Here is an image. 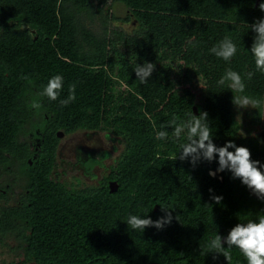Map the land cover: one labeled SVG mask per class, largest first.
Segmentation results:
<instances>
[{"label": "trees", "instance_id": "16d2710c", "mask_svg": "<svg viewBox=\"0 0 264 264\" xmlns=\"http://www.w3.org/2000/svg\"><path fill=\"white\" fill-rule=\"evenodd\" d=\"M125 1L148 10L176 9L232 21L264 18L259 9L264 0ZM91 4L0 0V243L12 251L21 249L18 260L1 263L247 264L236 248L228 262L222 254L207 253L210 238L226 237L236 224L258 221L264 214V201L230 172L209 175L218 160L193 167L188 160H174L177 153L135 150L128 142L95 183L52 177L59 133L93 129L99 122L106 31H86L90 44L81 59L77 46L78 7ZM55 75L63 77L61 95L56 101L42 98L37 114L29 107L31 96ZM72 84L76 99L62 106ZM177 98L192 110L191 97ZM251 159L264 165V142ZM99 161L98 156L83 160L85 171ZM20 174L24 181L16 195ZM212 196L223 199L217 204ZM161 207L170 208L173 216L162 229L128 227L131 215L161 218ZM9 239L16 245L10 246ZM222 245L227 247L223 240Z\"/></svg>", "mask_w": 264, "mask_h": 264}, {"label": "rangeland", "instance_id": "374dc122", "mask_svg": "<svg viewBox=\"0 0 264 264\" xmlns=\"http://www.w3.org/2000/svg\"><path fill=\"white\" fill-rule=\"evenodd\" d=\"M78 14L79 59L90 44L86 31H106L105 56L100 65L103 100L96 128L60 133L53 178L95 183L116 162L128 142L135 150L159 149L179 154L180 145L187 142L186 135L174 137L169 122L174 116L179 118L178 123L187 121L201 112L208 114L207 123L218 147L232 141L247 147L251 156L257 154L259 143L264 141V73L256 69L250 53L255 36L250 25L255 22L176 9L148 10L128 5L125 0H92L90 6H79ZM226 36L237 46L229 62L210 52ZM33 48L45 57L42 49ZM145 62L153 63L155 70L148 82L141 84L134 69ZM229 68L243 78V95L261 100L257 109H238L232 103L233 95L238 93L227 84L218 85ZM249 72L253 73L251 79L246 75ZM178 95L184 100L191 97L192 110ZM158 131L169 135L164 140L157 139ZM89 156H98L100 161L88 172L82 161ZM23 179V175L17 176L16 195ZM8 243L16 245L14 240ZM17 252L21 253V249L12 251L0 243V264L1 260H18Z\"/></svg>", "mask_w": 264, "mask_h": 264}, {"label": "clouds", "instance_id": "9594fccd", "mask_svg": "<svg viewBox=\"0 0 264 264\" xmlns=\"http://www.w3.org/2000/svg\"><path fill=\"white\" fill-rule=\"evenodd\" d=\"M259 9L264 12V2L259 4ZM251 30L255 33L250 53L254 58L256 69L264 73V18L258 19L250 25ZM2 30V29H0ZM218 58L226 62L232 60L237 53V46L230 37H224L218 45L210 49ZM155 70L153 63L145 62L142 66L137 65L134 69L137 79L141 84L148 82L151 74ZM248 79L252 78L253 73L246 74ZM29 85L33 84L30 77H22ZM232 92L238 93L233 95L232 103L238 108H258L261 100L243 95L245 92V83L241 75L231 68L226 70L224 75L218 81V85H225ZM76 85L69 86V95L67 99L61 100L62 106H67L70 102L75 101ZM63 90V77L55 75L50 78L42 90L32 94L29 101V107L36 109L37 114L42 108L41 99L47 98L49 101H56ZM178 117H173L168 126L173 128L172 135L179 138L182 133L186 135V143L181 144V151L177 158L181 161L188 160L193 167L201 161L213 162L218 157V167L216 170L209 171V175L215 177L217 173L228 171L232 174L233 179H239L241 183L247 186L261 201H264V165L259 161L251 159V152L247 147L237 146L234 142L228 141L223 146L218 147L213 142V136L208 121V114L201 112L199 116L192 115L187 121H178ZM167 131H158L156 138L164 140L168 137ZM234 149V151H229ZM250 191V192H251ZM211 192V189H210ZM252 193V194H253ZM212 199L218 204L223 199L221 196H212ZM165 213L164 216L153 221L149 218H140L136 215L129 216L127 225L133 230L144 232L148 227L162 229L165 225L170 224L173 216L170 208L161 207ZM177 219V217H176ZM222 240L227 247L222 245ZM236 248L243 255L247 264H264V214L259 215L258 221H249L247 223L236 224L227 234L222 237L216 234L210 238L206 245L207 253L222 254L227 262L230 261V251Z\"/></svg>", "mask_w": 264, "mask_h": 264}, {"label": "water", "instance_id": "95a60500", "mask_svg": "<svg viewBox=\"0 0 264 264\" xmlns=\"http://www.w3.org/2000/svg\"><path fill=\"white\" fill-rule=\"evenodd\" d=\"M60 133H62V132H60ZM59 133V134H60ZM250 190V189H249ZM251 191V190H250ZM251 193H253L252 191H251ZM254 194V193H253ZM255 195V194H254ZM147 264H160V263H158V262H148Z\"/></svg>", "mask_w": 264, "mask_h": 264}, {"label": "flooded vegetation", "instance_id": "af4514ba", "mask_svg": "<svg viewBox=\"0 0 264 264\" xmlns=\"http://www.w3.org/2000/svg\"><path fill=\"white\" fill-rule=\"evenodd\" d=\"M263 142H264V141H263ZM87 158H88V157H87ZM87 158H86V159H87ZM83 160H84V159H83ZM253 195H254V194H253Z\"/></svg>", "mask_w": 264, "mask_h": 264}]
</instances>
